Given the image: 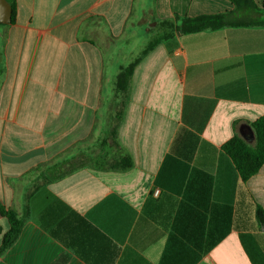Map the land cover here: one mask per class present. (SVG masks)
Masks as SVG:
<instances>
[{"label":"crops","instance_id":"1","mask_svg":"<svg viewBox=\"0 0 264 264\" xmlns=\"http://www.w3.org/2000/svg\"><path fill=\"white\" fill-rule=\"evenodd\" d=\"M254 1L15 0L0 23V204L28 212L0 264H264V165L243 181L223 150L233 137L256 145L264 25L176 30L205 15L262 21ZM92 147L131 168L39 183ZM9 230L0 213V247Z\"/></svg>","mask_w":264,"mask_h":264},{"label":"trees","instance_id":"2","mask_svg":"<svg viewBox=\"0 0 264 264\" xmlns=\"http://www.w3.org/2000/svg\"><path fill=\"white\" fill-rule=\"evenodd\" d=\"M12 7V22L15 18L16 3L15 0H7ZM235 6L236 10H257L258 7L254 0H231ZM264 7V5H263ZM232 13H225L219 15H205L196 18H184L180 26L177 27V32L180 33H192L198 32L205 29H218L226 25H264V20L254 21L252 23L243 22H232ZM167 24V23H166ZM169 36V35H167ZM167 36H163L164 39ZM160 40L153 41L144 50L143 54H146L151 50L154 45ZM136 59L127 69L118 77V90L122 92L127 91L129 85V78L136 64ZM252 128L256 136L255 147L249 146L243 139L239 137H233L223 145L224 152L232 159L237 171L239 172L243 181H247L252 176L257 174L262 166L264 165V116L257 119L253 124ZM115 132V129H114ZM132 162L128 155H124L114 160L111 169L126 170L131 168ZM29 195L26 197V202L28 201ZM28 207L25 204L23 216L12 209H6L0 204V213L5 216L10 223V230L3 236L2 245L0 247V255L3 254L8 248H10L17 238L19 237L24 220L27 216ZM256 217L259 224L264 229V209L262 207H257Z\"/></svg>","mask_w":264,"mask_h":264},{"label":"rangeland","instance_id":"3","mask_svg":"<svg viewBox=\"0 0 264 264\" xmlns=\"http://www.w3.org/2000/svg\"><path fill=\"white\" fill-rule=\"evenodd\" d=\"M257 10H259V9H257ZM255 18H256V20L260 19L259 14ZM162 28H163V30H165L167 32V33H164L162 36H167V34L171 33V31H173V29H172L173 25H170V24L163 25ZM158 38H153V40L149 44H151L153 41L157 40ZM145 49L146 48H144V50ZM144 50L141 52V54L144 52ZM138 56L139 55H136L135 57L131 58V60H129L130 63L127 64L124 69H127L136 60V58H138ZM112 141L115 144L113 138H112ZM89 149H91V151H89L87 153L83 152L82 154L75 155L74 157L71 158V160H66V161L61 160V161L57 162L54 170L50 171L49 175H47L46 177H42L39 180V183L43 182V181L50 180V178H57L59 176H62L63 174L71 172V171L75 170L76 168L81 167V166L86 165V164H101V165L106 164L105 165L106 167H112L113 166L114 159L109 158L111 155L110 151H108V154L106 156L103 154H99V156H97L96 151H97L98 147H92ZM120 157H122V155H120ZM109 159H110V161L108 162ZM37 183L38 182L35 181L34 184H37ZM29 192H30V189L28 192H26L24 194L25 200H26V197L29 194Z\"/></svg>","mask_w":264,"mask_h":264},{"label":"water","instance_id":"4","mask_svg":"<svg viewBox=\"0 0 264 264\" xmlns=\"http://www.w3.org/2000/svg\"><path fill=\"white\" fill-rule=\"evenodd\" d=\"M12 21V7L7 0H0V23Z\"/></svg>","mask_w":264,"mask_h":264}]
</instances>
